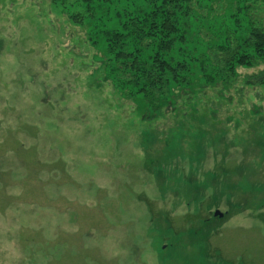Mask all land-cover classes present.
I'll use <instances>...</instances> for the list:
<instances>
[{
	"label": "rangeland",
	"instance_id": "obj_1",
	"mask_svg": "<svg viewBox=\"0 0 264 264\" xmlns=\"http://www.w3.org/2000/svg\"><path fill=\"white\" fill-rule=\"evenodd\" d=\"M61 1L0 0V264H264V87L150 110Z\"/></svg>",
	"mask_w": 264,
	"mask_h": 264
},
{
	"label": "trees",
	"instance_id": "obj_2",
	"mask_svg": "<svg viewBox=\"0 0 264 264\" xmlns=\"http://www.w3.org/2000/svg\"><path fill=\"white\" fill-rule=\"evenodd\" d=\"M78 1L83 5V17L101 30L97 34L101 33L105 43L107 77L122 94L138 98L150 110L160 111L180 96L191 100L198 91L202 93L195 98L197 102L210 90L224 93L228 99L225 93H237L240 80L245 89L264 87V0H226L227 7L222 0ZM110 3L140 5L146 11L140 9L133 17L135 9L121 10L116 16L122 24L107 29L93 15L104 12L107 19L108 7L104 6ZM219 5L224 12L216 17L212 13ZM79 15L71 19L78 22ZM199 16L203 22L194 24ZM204 33L210 36L208 40ZM90 40L97 42L94 36ZM240 69L254 71L240 75ZM179 244V250L206 245L204 241L189 244L186 235Z\"/></svg>",
	"mask_w": 264,
	"mask_h": 264
},
{
	"label": "water",
	"instance_id": "obj_3",
	"mask_svg": "<svg viewBox=\"0 0 264 264\" xmlns=\"http://www.w3.org/2000/svg\"><path fill=\"white\" fill-rule=\"evenodd\" d=\"M214 216H218V217H220V218H221V217H222V214H221V213H219L218 211H215V212H214Z\"/></svg>",
	"mask_w": 264,
	"mask_h": 264
}]
</instances>
